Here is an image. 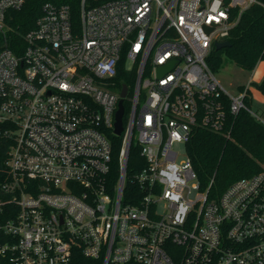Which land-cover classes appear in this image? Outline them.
I'll use <instances>...</instances> for the list:
<instances>
[{
  "label": "built area",
  "instance_id": "built-area-1",
  "mask_svg": "<svg viewBox=\"0 0 264 264\" xmlns=\"http://www.w3.org/2000/svg\"><path fill=\"white\" fill-rule=\"evenodd\" d=\"M26 1L0 0V33ZM255 3L45 0L20 53L0 49V124L13 141L0 256L13 264H264V161L209 199L187 152L198 127L228 134L229 115L247 108L248 87L231 95L208 57ZM123 58L129 85L117 82ZM124 84L115 179L107 133L116 134ZM133 140L145 163L126 194Z\"/></svg>",
  "mask_w": 264,
  "mask_h": 264
},
{
  "label": "trees",
  "instance_id": "trees-1",
  "mask_svg": "<svg viewBox=\"0 0 264 264\" xmlns=\"http://www.w3.org/2000/svg\"><path fill=\"white\" fill-rule=\"evenodd\" d=\"M45 0H27L20 10L10 11L9 29L0 33V49L9 47L20 53L16 44L23 41V35L31 30L41 14ZM229 40L231 45L222 49H213L208 64L215 73L228 60L238 66L253 70L264 61V0H259L247 8L237 24L232 28ZM125 59L120 65L117 77L119 84H130L125 74ZM264 96V77L260 82H252ZM244 90V87H242ZM252 94L248 88L245 96L247 108L228 117V134L216 133L198 127L187 143V152L200 181V190L208 191V198H218L233 182L257 173L264 161V123L251 113ZM127 109V102H125ZM126 116L124 125H126ZM5 126L0 124V197L6 193L2 184L10 180L7 165L12 139L4 133ZM108 137L113 145V178L119 176V152L122 136L109 131ZM145 160L140 148L133 140L126 172V194L131 189L132 178L144 166ZM212 182V183H211ZM83 263H91L83 259ZM0 264H13L9 256H0Z\"/></svg>",
  "mask_w": 264,
  "mask_h": 264
},
{
  "label": "rangeland",
  "instance_id": "rangeland-1",
  "mask_svg": "<svg viewBox=\"0 0 264 264\" xmlns=\"http://www.w3.org/2000/svg\"><path fill=\"white\" fill-rule=\"evenodd\" d=\"M218 80L223 87L231 94L238 95L242 87H248L252 94L251 111L264 123V96L254 86L252 82H260L264 77V61H261L255 69L248 70L238 66L236 63L228 60L215 72ZM176 150L180 153V158L184 157V145L177 144ZM199 195V191L193 189L190 197L195 199Z\"/></svg>",
  "mask_w": 264,
  "mask_h": 264
},
{
  "label": "water",
  "instance_id": "water-1",
  "mask_svg": "<svg viewBox=\"0 0 264 264\" xmlns=\"http://www.w3.org/2000/svg\"><path fill=\"white\" fill-rule=\"evenodd\" d=\"M231 45L230 40H225V41H219L215 43V49H222L225 47H228ZM162 73L163 70H160ZM127 94V85H123V89L121 92V99L119 101V109L116 112V122H115V133L117 135H121L123 130H124V124H123V115H124V98Z\"/></svg>",
  "mask_w": 264,
  "mask_h": 264
}]
</instances>
